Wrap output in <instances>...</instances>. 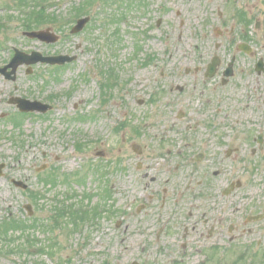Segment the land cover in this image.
Here are the masks:
<instances>
[{
	"label": "rangeland",
	"instance_id": "rangeland-1",
	"mask_svg": "<svg viewBox=\"0 0 264 264\" xmlns=\"http://www.w3.org/2000/svg\"><path fill=\"white\" fill-rule=\"evenodd\" d=\"M47 2L49 9L45 0L29 8L42 7L64 22L41 27L59 36L54 44L25 38L22 11L28 8L0 0V17H15L0 33V68L15 49L77 58L60 69L23 65L15 81L0 78V264H103L108 259L111 264H202V259L176 255L179 248L171 238L158 241L155 233L141 230L148 224L157 229L189 223L186 204L176 205L179 212L172 215L169 201L172 193L187 192L194 176L208 179L210 192L239 181L236 192L245 213L259 201L264 204V148L260 151L258 144L260 135L264 139V75L255 72L257 61H264V0ZM85 2L92 4L90 22L72 34L78 19L68 21ZM235 15L246 19L238 24ZM245 39L251 55L238 51ZM214 56L224 62L221 68L236 58L226 86L220 72L204 83ZM11 98L52 109L41 117L18 116ZM194 122L200 128L191 133L194 145L197 138L208 141L197 147L224 154L222 163L190 165L197 147L188 144L185 128ZM219 137L225 145L215 149ZM133 144L143 149L142 156L132 151ZM228 148L237 150L230 158ZM216 170L221 175L213 178ZM146 173L156 183L143 181ZM145 204L149 208L138 212ZM98 209L102 216L92 218ZM110 210L126 215L108 219ZM118 223L130 229L118 230Z\"/></svg>",
	"mask_w": 264,
	"mask_h": 264
},
{
	"label": "flooded vegetation",
	"instance_id": "flooded-vegetation-1",
	"mask_svg": "<svg viewBox=\"0 0 264 264\" xmlns=\"http://www.w3.org/2000/svg\"><path fill=\"white\" fill-rule=\"evenodd\" d=\"M9 2H13L15 4V7H25L29 10V4L31 3V0H8ZM21 1H25L24 3H21ZM25 10V9H21ZM236 17V15H235ZM23 35L30 31V29H34V24L32 23L33 18L29 15H25V18H23ZM237 23L241 24V19L234 18ZM15 20V17H12L11 22L4 21L2 18H0V33L4 32L7 28V24L13 23ZM160 24V21H159ZM235 32L232 29L230 31V35H233ZM222 34H219L221 36ZM25 38H28L24 36ZM245 42H248L247 39L243 40L242 43L237 45L238 51L245 53L241 48L240 45L247 44ZM217 48L219 46L217 45ZM22 52V51H21ZM15 53V50H14ZM24 54H28L27 52H22ZM32 53V52H31ZM30 53V54H31ZM247 55L252 54V49H249V53H245ZM29 55V54H28ZM14 56V54H13ZM77 59V58H76ZM218 61L217 69L215 71V74L213 78L221 73L222 77V85L226 86L229 83V80L234 77L235 74V63L236 58L233 57L231 61L226 65L225 68H221L222 64L224 63L222 59L218 56H214L210 63L207 65V68L204 73V83H207L212 77H208V67L210 64H212L213 61ZM262 59H259L257 63L255 64V72L262 76L264 75V70H261V72L258 71L259 62ZM264 62V61H263ZM233 64V71H232V77H229L228 71L230 68V65ZM7 65V64H6ZM5 65V66H6ZM68 64H65L63 66H52V67H58L56 69H60L62 67L67 66ZM4 66V67H5ZM23 66V65H22ZM27 66V65H26ZM31 67H28V70H31ZM11 70H7L4 74L0 73V78L4 77L7 81L6 74H8ZM16 72L13 73V81L16 80ZM196 73L200 72V68L195 69ZM187 74H190L191 71L187 70ZM30 74V71L28 72ZM180 88V93H184V89L182 87ZM16 98H11L9 100V103ZM27 100V99H26ZM11 104V103H10ZM12 105V104H11ZM48 105V104H47ZM16 106V105H14ZM50 106V105H49ZM17 107V106H16ZM18 108V107H17ZM19 110V109H18ZM31 114H40L41 117L45 113H36V112H29V113H22L20 110L17 113L18 116H26ZM182 113L178 115V118L181 119ZM17 119V117H16ZM187 135H191L190 139L188 141L189 145H192V147L204 146V144H208V141H201L200 138H197V146L194 145L195 139L194 134H191L192 132H199V123L196 124L195 122L192 124H189L187 128H185ZM206 130H210L209 128ZM215 129L210 130L214 132ZM198 136H201L202 134H197ZM213 135V134H212ZM225 140L222 137H219L215 140L213 146H224ZM264 139L263 136L260 135L258 137V144L260 145L259 150L262 151L264 148ZM136 145H132V151L136 153L138 156L143 155V149L139 147L138 149H135ZM197 147V152L192 154L189 158L191 160L190 165H195V163L202 164L205 162H212V166H216L217 163H222V157H224V154L221 156V154H218L216 157L209 152H204ZM254 148V147H253ZM237 150H232L231 148H228L226 155L227 158H230L234 153H236ZM218 158V159H217ZM217 159V161H216ZM140 165H138V168ZM207 168V167H206ZM213 178L218 177L221 175L220 171H215L213 174ZM150 175L148 173L143 175V181H149L150 183H156V177H149ZM194 174L192 175V177ZM223 177V176H222ZM191 178V177H190ZM226 183V182H225ZM143 184V183H142ZM227 184V183H226ZM241 183L239 181L237 182H230L227 187H225L222 191L219 192H210L206 191V189L209 186V180L208 179H201L197 180L196 176L189 179V183L187 185V192L182 193H172L173 197L170 199L169 203L174 206V210H171L172 215L178 214L177 206H182L186 204V214L187 218L186 221L189 223L185 225L184 227H176V225H173V227H169L166 223L160 226L156 229V224L150 225L148 224L144 230H141L142 232H153L155 233V239L160 241V239L163 237L165 238H171L178 247V251L175 252L176 255H179L180 257L189 259H202V264L207 263H215V264H264V204L259 201L257 206L249 213H245L243 211L242 205L240 204L243 198L239 197V194H237V190L240 189ZM149 186V183H147V187H144L146 190ZM166 195L164 196L162 200V204L165 205L167 202V191L164 192ZM34 194L32 195L33 198ZM177 196L180 197V200L177 198ZM110 197V195H108ZM149 201L154 200V196L148 197ZM218 200H221L222 202H217ZM184 201V203L182 202ZM114 204V202H113ZM177 205V206H176ZM223 206V207H222ZM258 207H261L257 209ZM149 208V205L145 204L137 208L138 212L141 210H146ZM28 215H32V209H27ZM180 210V209H179ZM62 211V210H61ZM103 210L98 209L94 212V215H92V218L95 217V219H98L102 216ZM57 215H60L59 213H56ZM126 215V211L123 212H116L115 210H110L107 212L108 219H112L113 217H116L117 215ZM57 218V216H56ZM116 228L118 230L128 231L130 229V226L123 223H118L116 225ZM109 229L107 232H111ZM111 261V260H110ZM108 260H104L103 264H111V262Z\"/></svg>",
	"mask_w": 264,
	"mask_h": 264
},
{
	"label": "water",
	"instance_id": "water-1",
	"mask_svg": "<svg viewBox=\"0 0 264 264\" xmlns=\"http://www.w3.org/2000/svg\"><path fill=\"white\" fill-rule=\"evenodd\" d=\"M88 22V19H83L80 20L77 24V26L73 29V33H78L80 32L84 26L86 25V23ZM29 37L31 38H37L41 41L47 42V43H51V42H55L57 39L56 37H54V35H50L48 32H35V33H30L27 34ZM242 49L249 53V49L246 46H242ZM74 59L73 58H69V57H53V58H43L41 55H39L38 53H34L32 56H27L25 54L19 53L17 52L16 56L14 57L13 61L11 62V64L6 68H13V70H16V68L20 65V64H35L38 62H43V63H49V64H65L66 62H72ZM218 65V61H213L212 64L209 66L208 69V77H213L216 71ZM4 69L3 71H0L2 73L5 72ZM261 70H264L263 68V63H260L258 66V71L261 72ZM11 74H8L7 77L10 79ZM232 75V69H230V74ZM13 102H16L19 104V108L21 109V111L23 112H30V111H40V112H46L48 110V106H42L39 103H30V102H26L23 100H14ZM135 149H137V147H135ZM2 167H0L1 170ZM16 185L20 186L22 185L21 183H16Z\"/></svg>",
	"mask_w": 264,
	"mask_h": 264
},
{
	"label": "trees",
	"instance_id": "trees-1",
	"mask_svg": "<svg viewBox=\"0 0 264 264\" xmlns=\"http://www.w3.org/2000/svg\"><path fill=\"white\" fill-rule=\"evenodd\" d=\"M25 1H21V3H24ZM91 3H87L85 2L83 5H81L79 8L76 9V17H80V16H84V15H88V8L89 6H91ZM40 10L38 11H32L31 14L29 16H31L33 18L32 23L34 24V29L39 28L42 25H47V24H58L57 22V18L54 16V14H47V12H44V10H42V7H39ZM84 10H87L85 12V14H83L82 12H84ZM64 211V210H62Z\"/></svg>",
	"mask_w": 264,
	"mask_h": 264
}]
</instances>
